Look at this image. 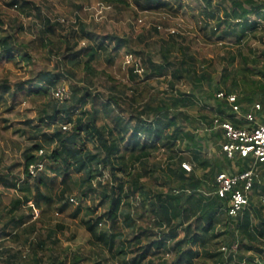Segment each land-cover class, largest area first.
I'll list each match as a JSON object with an SVG mask.
<instances>
[{"label": "trees", "instance_id": "obj_1", "mask_svg": "<svg viewBox=\"0 0 264 264\" xmlns=\"http://www.w3.org/2000/svg\"><path fill=\"white\" fill-rule=\"evenodd\" d=\"M132 1L142 11L168 7L161 0ZM194 1L191 34L206 45H264V0ZM101 2L130 6L129 0ZM9 6L28 20L18 32H31L32 17L41 28L26 43L0 18V60L13 70L29 67L31 77L12 84L0 73V103L13 105L18 97L37 104L36 118L14 131L18 139H32L21 173L15 177L0 160V188L13 193L7 205L0 203V264H264V164L254 166L247 206L230 216V194L218 197L216 177L247 171L253 159L221 154L224 134L213 130L217 118L251 127L217 98L220 92L236 95L241 113L255 103L264 111V49L218 56L217 73L214 58L193 49L190 33L161 34L156 25L154 44L141 48L142 34L93 35L76 18L86 39L78 47L81 38L56 37L65 25L43 18L34 3L11 0ZM31 47L48 53L51 69L36 71ZM123 55L131 58L128 79L96 68ZM78 70V80L65 85ZM61 85L70 94L58 102L53 92ZM44 158V170L31 176L30 166ZM58 214L79 219L84 245L59 246Z\"/></svg>", "mask_w": 264, "mask_h": 264}, {"label": "rangeland", "instance_id": "obj_2", "mask_svg": "<svg viewBox=\"0 0 264 264\" xmlns=\"http://www.w3.org/2000/svg\"><path fill=\"white\" fill-rule=\"evenodd\" d=\"M30 3H34L42 11V17L49 19L51 22L60 20L65 25L64 31H58L56 37L68 36L70 39L74 36L79 40L78 47H84L86 39H84L80 32V26L73 24L76 22V18H79L82 23L85 24L86 32L93 35H117L121 37L132 36L137 37L142 34L144 42L140 46L146 47L147 44H154L152 27L160 26L161 34L167 33V31L174 30L175 32L187 35L191 34L194 29V22L192 13L197 10V5L194 0H181L182 8H177V2L179 0H161L168 4V7L147 8L142 11L137 7L132 0H129L130 6L124 7L121 5L108 6L101 0H26ZM11 0H0V18L4 21L8 31L18 33V41L29 42L34 35L40 32L41 22L40 20L32 17L30 26L31 32L27 29L23 33L18 32V28L23 25L24 28L28 25V20L24 15L14 7H10ZM174 11H168L170 8ZM178 9V10H176ZM192 11V12H191ZM75 31V32H74ZM264 35V32L260 33ZM199 35V34H198ZM193 38V49L202 50L204 57L214 58V68L217 73L221 70L220 57L225 53L236 54L240 49L243 53L247 54L250 48L264 49V45L261 42H255L253 40L248 42L247 46L237 48L236 46L225 43L223 45H206L200 36L191 34ZM232 43V42H231ZM263 45V46H262ZM32 55L36 63V71L42 69H51L54 65V61H49L48 53L42 50L40 47H31ZM145 49V48H144ZM238 55V54H237ZM131 64V58L128 56H121L116 60L112 66L106 65L103 61H98L97 69H103L118 79L129 75L128 70ZM23 65V64H22ZM29 67L22 66L21 69L13 70L4 63V60H0V73L7 72L11 83L19 81H27L30 79ZM78 70L74 78L68 77L64 80V84L69 86L72 81H77L81 75ZM125 79H128L126 77ZM98 84V88H103V78L98 77L95 79ZM182 90H188L186 85H183ZM104 91V90H102ZM37 104L31 101H22L20 98L14 100L13 105L8 102L0 103V160L4 161L5 165L13 171L15 177H17L22 170L23 163V150L32 145V139H28V136H22L21 139L14 134L21 122L29 119H35L37 116ZM14 179V178H13ZM13 193L7 189L0 188V203L1 205H7L12 198ZM30 204V203H29ZM89 205V202L86 203ZM24 214L28 216V211L24 210ZM38 211H34L36 218ZM60 224L64 226L63 231H57V236L60 239L59 246H71L72 248L78 245H84L86 239L83 231L79 226V219H72L67 214H58L53 224ZM65 233L66 235L64 236ZM72 241L67 242L65 238L72 237ZM88 248H85L84 253H88Z\"/></svg>", "mask_w": 264, "mask_h": 264}, {"label": "built area", "instance_id": "obj_3", "mask_svg": "<svg viewBox=\"0 0 264 264\" xmlns=\"http://www.w3.org/2000/svg\"><path fill=\"white\" fill-rule=\"evenodd\" d=\"M69 90L64 86H58L53 97L58 102H63L69 98ZM218 99H225L232 107L233 112H239V106L236 105L235 95H225L223 92L217 94ZM261 110L259 104L253 105L252 109L244 114L243 120L251 125L250 128H235L229 121H221L214 119L213 128L221 129L224 134L225 141L220 146V153L227 158L232 159L235 156L241 158H252L253 166L247 171L230 174L222 172L216 177V194L222 198L230 194L228 204V214L236 216L248 204L247 192L251 189L254 179V166L264 164V118L261 122L257 121L255 113ZM69 126L65 125L63 130H67ZM37 156H44V151L40 150ZM47 159H41L29 168L31 176H37L44 170ZM182 167L186 171H190V166L184 163ZM243 184L242 189H238L237 185ZM71 202L76 203L73 199Z\"/></svg>", "mask_w": 264, "mask_h": 264}, {"label": "crops", "instance_id": "obj_4", "mask_svg": "<svg viewBox=\"0 0 264 264\" xmlns=\"http://www.w3.org/2000/svg\"><path fill=\"white\" fill-rule=\"evenodd\" d=\"M232 95H234V94H232ZM235 97H236V100H237V96L235 95ZM255 104H259V103H255ZM254 104V105H255ZM260 105V104H259ZM239 106V105H238ZM261 106V105H260ZM253 107V106H252ZM252 107L250 108V109H247V111L245 112V113H247L248 111H250L251 109H252ZM235 114H236V118H238V119H242L243 120V116H244V114L245 113H241V110H240V106H239V112H234ZM255 116H256V118H257V121L258 122H261L262 121V119L264 118V111H263V108L261 107V110L260 111H258V112H256L255 113ZM225 121V120H224ZM228 121V120H227ZM213 130H218V129H214L213 128ZM212 151L214 152V153H216V151H214L213 149H212ZM220 154V153H219ZM228 173V172H227Z\"/></svg>", "mask_w": 264, "mask_h": 264}]
</instances>
